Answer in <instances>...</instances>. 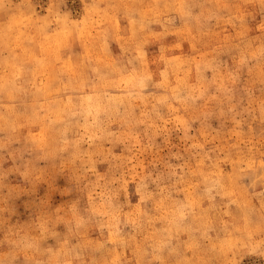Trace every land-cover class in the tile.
Listing matches in <instances>:
<instances>
[{"label": "rangeland", "instance_id": "1", "mask_svg": "<svg viewBox=\"0 0 264 264\" xmlns=\"http://www.w3.org/2000/svg\"><path fill=\"white\" fill-rule=\"evenodd\" d=\"M0 264H264V0H0Z\"/></svg>", "mask_w": 264, "mask_h": 264}]
</instances>
